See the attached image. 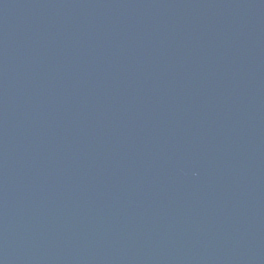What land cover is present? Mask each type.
I'll return each instance as SVG.
<instances>
[{
    "label": "water",
    "instance_id": "95a60500",
    "mask_svg": "<svg viewBox=\"0 0 264 264\" xmlns=\"http://www.w3.org/2000/svg\"><path fill=\"white\" fill-rule=\"evenodd\" d=\"M0 264H264V0H0Z\"/></svg>",
    "mask_w": 264,
    "mask_h": 264
}]
</instances>
